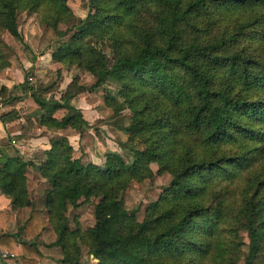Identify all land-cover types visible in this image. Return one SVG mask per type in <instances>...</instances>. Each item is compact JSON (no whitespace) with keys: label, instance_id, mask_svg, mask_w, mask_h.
I'll return each instance as SVG.
<instances>
[{"label":"trees","instance_id":"trees-1","mask_svg":"<svg viewBox=\"0 0 264 264\" xmlns=\"http://www.w3.org/2000/svg\"><path fill=\"white\" fill-rule=\"evenodd\" d=\"M68 1L0 0V33L20 40L16 18L25 13L58 37L69 34L52 60L89 72L91 90L112 77L120 89L102 101L114 115L129 112L127 141L143 148L131 163L108 153L98 167L72 159L66 138L51 140L38 169L50 187L44 206L64 262L79 264L81 242L98 264H264V0H89L78 26L60 32L73 19ZM92 44L107 46L110 64ZM2 60L0 71L10 65ZM27 79L21 88L31 90L41 126L83 133L86 123L68 101L85 88L74 79L62 103L51 102ZM58 109L75 115L57 122ZM25 165L7 159L0 171L19 208L27 197ZM152 165L172 182L138 223L119 196L151 180ZM90 200H97L94 225L72 231L67 207ZM42 215L32 210L20 234L38 237ZM6 216L0 213V222ZM240 234L248 241L245 257ZM19 237L5 228L0 244L32 251L29 263L39 262L34 245Z\"/></svg>","mask_w":264,"mask_h":264},{"label":"crops","instance_id":"crops-1","mask_svg":"<svg viewBox=\"0 0 264 264\" xmlns=\"http://www.w3.org/2000/svg\"><path fill=\"white\" fill-rule=\"evenodd\" d=\"M18 33L20 40L23 42L19 29ZM28 33L32 35L31 32ZM33 39H35V36L30 37L32 42ZM32 42H30V47L33 51L34 47H37L36 45L41 46L39 42L37 44L33 42L34 45H32ZM24 43H26V40H24ZM27 52L30 53V51ZM28 61V66H25V68L28 71L29 68L34 67L33 69L37 73L36 77H38L37 82H33V86H31L32 78H28L31 81V83H28L29 87L33 89L37 96H41L46 101L62 103L61 97L74 79L79 87L85 88L75 97H72L68 104L80 112L86 127L82 128L83 133L81 134L70 127L55 129L41 126L38 121L39 107L31 98V90L24 92L21 88L25 78L24 73L20 72L22 76L20 78L18 70L13 68L12 60H9L10 65L8 68L0 71V171L4 169L7 159L26 164L22 175L25 177L27 190V201L23 198L24 206L19 208L15 197L6 192L0 182V213L7 215V221L1 220L0 222V231H4L6 228L8 234H18L20 236L19 242L34 245V252L41 256L39 262L29 263L33 260V257H31L32 251L25 250L24 254H19L17 247L0 244V264H70L64 262V252L60 246L56 245L57 235L48 223V213L44 206L45 197L39 195L41 191H35L34 197L31 195V189L35 188H32L30 176L32 173L36 176L35 184H38L37 186L48 187L46 181L40 176L38 168L47 159L46 153L51 149L50 142L52 139L66 138L72 148V159H78L82 165L91 164L103 167L108 153L122 157L121 147L125 141L127 142V134L124 129L129 125L130 116L126 110L114 115L113 111L105 106L102 97L95 93L100 88L91 90L95 84V78L89 72H83L84 74L79 75L78 79L73 76L69 77L64 73L63 66L52 60V53L47 52L43 55L38 54L36 58L32 56L31 60ZM44 69L45 71H43ZM47 70H54L55 72L48 73ZM58 71L60 72L58 73ZM15 73L16 77H12ZM52 73H55L53 81H51L54 76ZM48 84L50 86L54 85L53 89L52 86L47 88ZM101 88L103 89V95L115 96L120 86L112 77H107ZM67 115H69V112L66 109H58L52 114V118L57 122H61ZM112 121V130L119 133L120 137L118 134L114 136L107 130L108 122ZM97 132L101 134L100 137L96 135ZM12 140L17 142L18 145H23V149L20 150L17 146L11 145ZM32 210L42 212L41 220L46 222V228L35 239L20 234V230ZM8 248L12 251H9ZM78 248L80 263L86 264L89 261V264H98L97 260L87 253V248H85L86 254L83 253L82 246H79V243ZM2 253L11 254L14 257L2 258Z\"/></svg>","mask_w":264,"mask_h":264},{"label":"rangeland","instance_id":"rangeland-1","mask_svg":"<svg viewBox=\"0 0 264 264\" xmlns=\"http://www.w3.org/2000/svg\"><path fill=\"white\" fill-rule=\"evenodd\" d=\"M67 4L73 14V19L67 25L66 24L60 25L58 27V30L60 32H65L66 30H72L78 26L80 20L84 19L87 14V10L89 7V0H69ZM16 21H17L18 29L22 34L23 42L21 40L12 38L7 33H0V55L3 58L2 64H4L5 62H9V60H12L13 68H16L18 70L19 77L20 78L22 77L21 73H24V76L27 73V77L32 78V83L28 79L27 82L31 83L32 84L31 86H33V82H37L38 77H36L37 73H35V70L33 69L34 67L29 68L27 71V69L25 68V66H28L27 61L29 59L31 60L32 56L36 58L38 54L43 55L46 52L47 53L56 52L63 45L64 42H67L69 38L68 37L69 34L66 37L63 36L58 37L53 29H46L44 27H41L39 23L40 20L36 15H27L25 13H20L17 15ZM28 32H31L32 35H29ZM31 36L33 37L35 36V39H33L34 44H37V42H39L42 47L40 45H39L40 47L36 45L37 47H34V51H33L30 47L31 46L30 42H32L30 40ZM24 40H26V43H24ZM33 42L32 45H34ZM92 48L95 50L97 54L98 53L102 55L104 54L108 60V63L113 58V55L110 53L106 45L103 46L101 44H92ZM27 51H30V53ZM63 69H64V73H66L69 77L73 76L76 77V79H78L77 77L79 75L84 74L82 71H79L75 67H63ZM43 71H45V69ZM47 72L49 73L55 71L47 70ZM59 72L60 71H58V73ZM52 74L54 76L51 78V81H53L52 79L55 78V73ZM12 77H16V73L15 75L13 74ZM49 84L47 85V88H50L52 86L53 89L54 85L50 86ZM95 93H97V95H100V97H102L103 89L100 87V89H98ZM127 113L129 114V112ZM69 114L75 115V113L72 111H69ZM112 124L113 121L108 122L107 130H109L114 136H117L118 134V136L120 137L119 133L112 130L113 128ZM96 135L100 137L101 134L97 132ZM142 148L143 146L141 143L134 144L125 141V143L121 147L120 153L123 159L125 160V162L131 163L134 158V152L137 150H141ZM150 168L154 173V176L151 180H145L142 183H137V184L131 183L127 188V190L121 193L119 196L123 208L128 213H132V212L135 213V218L138 223H141L143 221L145 217L146 207L151 202L157 200L160 194H162V192L165 191L172 182V177L167 173H163L161 175L155 174L157 172L156 165H152ZM30 181L32 184V188H35L33 190L31 189L32 197L35 196V191H41V194L39 195L44 196V193H46L50 188L47 186H40V185L37 186L38 184L37 185L35 184L36 176L33 173L30 176ZM96 203L97 200H90V201H85L78 208H73L71 206L67 207L66 213L64 214L66 218H68V220L70 221L69 228L72 231L79 228L78 229L79 233L84 234L89 228H91L94 225L95 223L94 205ZM240 236L242 237L244 243L246 244L242 248V252L245 257L248 254V247H247L248 241L245 237V234H240ZM78 243L79 246L80 245L82 246L83 253L85 252L86 254L85 248L87 247L81 242ZM87 253H88V249H87ZM87 263L89 264V261ZM79 264H82L80 263V260H79ZM238 264H243V260H241Z\"/></svg>","mask_w":264,"mask_h":264},{"label":"built area","instance_id":"built-area-1","mask_svg":"<svg viewBox=\"0 0 264 264\" xmlns=\"http://www.w3.org/2000/svg\"><path fill=\"white\" fill-rule=\"evenodd\" d=\"M11 145H13V146H14V145L17 146V148L20 149V150L23 149V145H18L17 142H15L14 140L11 141ZM1 257H2V258H12V257H14V256L11 255V254L2 253V254H1Z\"/></svg>","mask_w":264,"mask_h":264}]
</instances>
